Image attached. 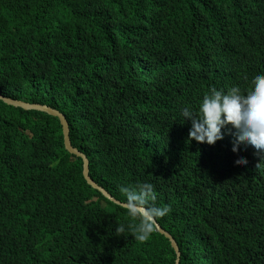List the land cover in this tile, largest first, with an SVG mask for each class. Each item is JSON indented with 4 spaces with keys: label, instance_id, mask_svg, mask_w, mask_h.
<instances>
[{
    "label": "trees",
    "instance_id": "obj_1",
    "mask_svg": "<svg viewBox=\"0 0 264 264\" xmlns=\"http://www.w3.org/2000/svg\"><path fill=\"white\" fill-rule=\"evenodd\" d=\"M258 72L264 0H0V94L64 115L116 201L151 183L178 264H264V153L231 125L188 140L180 116ZM121 223L135 221L86 184L59 121L0 101V264H175L163 235Z\"/></svg>",
    "mask_w": 264,
    "mask_h": 264
},
{
    "label": "clouds",
    "instance_id": "obj_2",
    "mask_svg": "<svg viewBox=\"0 0 264 264\" xmlns=\"http://www.w3.org/2000/svg\"><path fill=\"white\" fill-rule=\"evenodd\" d=\"M182 120L190 121L188 140L197 143L214 144L223 138L222 128L231 125L236 130V141H244L254 149L264 153V73L251 77L250 87L242 91L239 86L228 89L209 88L198 106L193 109L185 106L180 110ZM237 151V144L232 145ZM247 164L240 156L234 161ZM123 196L124 211L135 223L116 225L115 233L125 232L144 243L155 232L157 222L170 213L169 206H157L154 187L151 183L123 185L119 188Z\"/></svg>",
    "mask_w": 264,
    "mask_h": 264
},
{
    "label": "water",
    "instance_id": "obj_3",
    "mask_svg": "<svg viewBox=\"0 0 264 264\" xmlns=\"http://www.w3.org/2000/svg\"><path fill=\"white\" fill-rule=\"evenodd\" d=\"M0 101L3 102L4 104L16 108H20L26 111H38L45 113L51 117L56 118L59 121V124L61 126V133H62V138H63V147L64 150L69 154L73 155L76 158H79L82 162V177L86 184L91 187L93 190H96L99 192L106 200L110 201L111 203L118 205L122 208H124V203L118 202L115 199H113L108 192H106L102 187L98 186L89 176V161L87 157L81 153L79 150L74 148L71 145L70 138H69V126L67 123L66 118L64 115H62L60 112L57 110L52 109L51 107H48L46 105H40V104H28L24 103L21 101H16L8 98H4L0 94ZM156 231L163 235L170 243L171 248L174 250L175 255H176V261L175 264L179 263V251L176 242L173 240V238L165 232L157 223Z\"/></svg>",
    "mask_w": 264,
    "mask_h": 264
}]
</instances>
